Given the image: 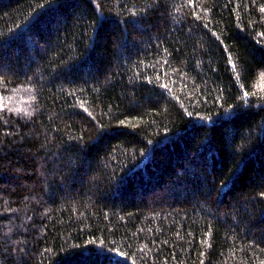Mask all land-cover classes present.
I'll return each mask as SVG.
<instances>
[{
	"label": "trees",
	"instance_id": "trees-1",
	"mask_svg": "<svg viewBox=\"0 0 264 264\" xmlns=\"http://www.w3.org/2000/svg\"><path fill=\"white\" fill-rule=\"evenodd\" d=\"M264 0H0V264H264Z\"/></svg>",
	"mask_w": 264,
	"mask_h": 264
},
{
	"label": "rangeland",
	"instance_id": "rangeland-1",
	"mask_svg": "<svg viewBox=\"0 0 264 264\" xmlns=\"http://www.w3.org/2000/svg\"><path fill=\"white\" fill-rule=\"evenodd\" d=\"M263 80V79H262ZM263 82H264V80H263ZM263 86H264V84H262Z\"/></svg>",
	"mask_w": 264,
	"mask_h": 264
}]
</instances>
